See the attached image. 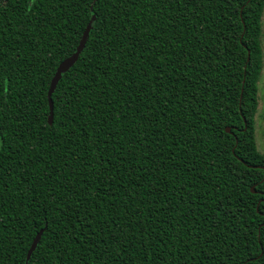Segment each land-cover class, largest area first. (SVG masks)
I'll list each match as a JSON object with an SVG mask.
<instances>
[{
    "label": "trees",
    "instance_id": "1",
    "mask_svg": "<svg viewBox=\"0 0 264 264\" xmlns=\"http://www.w3.org/2000/svg\"><path fill=\"white\" fill-rule=\"evenodd\" d=\"M263 13L264 0H0V264H264V159H235L259 153L233 128ZM92 17L51 119L50 81Z\"/></svg>",
    "mask_w": 264,
    "mask_h": 264
},
{
    "label": "flooded vegetation",
    "instance_id": "2",
    "mask_svg": "<svg viewBox=\"0 0 264 264\" xmlns=\"http://www.w3.org/2000/svg\"><path fill=\"white\" fill-rule=\"evenodd\" d=\"M258 74L252 97L244 112L247 119L242 116L241 127L234 126L236 131L249 130L254 138L255 147L259 155L235 159H264V13L261 18V35L259 37ZM264 194V192H259Z\"/></svg>",
    "mask_w": 264,
    "mask_h": 264
},
{
    "label": "water",
    "instance_id": "3",
    "mask_svg": "<svg viewBox=\"0 0 264 264\" xmlns=\"http://www.w3.org/2000/svg\"><path fill=\"white\" fill-rule=\"evenodd\" d=\"M93 25H94V17H92L90 19V21L88 22L83 34H82V37L76 47V50L75 52L69 56L68 58L64 59L57 67L56 71H55V74L54 76L52 77L51 81H50V86H49V91H48V104H49V115H51L52 113V110H53V103H52V100H51V95L58 83V81L60 80L62 74L64 72H66L69 68H71L74 63L78 60L79 58V55L81 53V51L83 50L86 42H87V39H88V36H89V32L91 31V29L93 28ZM249 52H247V61L249 59ZM242 92V91H241ZM225 131L227 133H230V128L229 127H226L225 128ZM251 192L252 193H255V191L253 190V188H251ZM43 232V229H41L37 234L36 236L34 237L31 245H30V248L27 252V255H26V261L29 260L31 254L33 253V251L35 250L39 240H40V237H41V234Z\"/></svg>",
    "mask_w": 264,
    "mask_h": 264
},
{
    "label": "snow or ice",
    "instance_id": "4",
    "mask_svg": "<svg viewBox=\"0 0 264 264\" xmlns=\"http://www.w3.org/2000/svg\"><path fill=\"white\" fill-rule=\"evenodd\" d=\"M76 103H79V101L77 100V101H75ZM67 103L69 104V105H71L72 104V101H67ZM50 118L51 119H54L55 118V108H53V111H52V113H51V115H50ZM101 163H103L102 161H101Z\"/></svg>",
    "mask_w": 264,
    "mask_h": 264
}]
</instances>
